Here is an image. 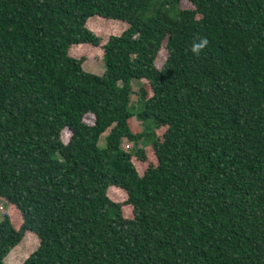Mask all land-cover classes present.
Wrapping results in <instances>:
<instances>
[{
  "label": "trees",
  "instance_id": "trees-1",
  "mask_svg": "<svg viewBox=\"0 0 264 264\" xmlns=\"http://www.w3.org/2000/svg\"><path fill=\"white\" fill-rule=\"evenodd\" d=\"M182 1L0 0V264H264V0Z\"/></svg>",
  "mask_w": 264,
  "mask_h": 264
},
{
  "label": "rangeland",
  "instance_id": "rangeland-1",
  "mask_svg": "<svg viewBox=\"0 0 264 264\" xmlns=\"http://www.w3.org/2000/svg\"><path fill=\"white\" fill-rule=\"evenodd\" d=\"M181 5L183 7H189V6H191V3L188 0H183ZM100 22H103V20L101 18L94 17L90 20V25H94L96 23L95 26L99 27L97 25V23H100ZM107 23H111V22L110 21H104V24L106 26H108ZM119 23H123V22H119ZM104 32H107V31H104ZM87 47L88 46H84V48H81V50L75 49V53H81V54L86 56V60L83 64L84 68L89 72H94V73H98V74L104 73V71L106 69V63H105L104 59L101 56L99 57V55L94 53L93 51H86L85 52L84 49ZM166 58H167V50L165 48H162L160 50L158 57H157V60H156L157 65L160 67L165 62ZM140 85H141L140 81H138V80L133 81L134 90L138 91ZM132 105L133 106L131 107V109L136 113L132 117V127H133L135 132L143 133L144 138L140 139L138 141H133V140H130L128 138H124L123 142H122V146L127 151L134 152V151H136L138 146L146 145L155 138V136L153 135V132L155 129V121L153 118H148V119L139 118V112L144 109V103L142 101H140V97L136 93L132 95ZM109 131H110V129H108L107 131H105L101 135V138L99 140V146L100 147L106 146V138L105 137ZM1 205H3L4 208L3 207L1 208ZM6 208H7V204H5L3 201L0 200V222L4 217V213L6 211ZM37 242H38V240L33 234L27 233L17 248L21 252V254L24 252L28 253L29 251L31 253L32 251H34L37 248ZM21 254H19V253L13 254L12 253V255L14 257L13 256L9 257L8 261L11 262L12 264H22V262H19Z\"/></svg>",
  "mask_w": 264,
  "mask_h": 264
},
{
  "label": "built area",
  "instance_id": "built-area-1",
  "mask_svg": "<svg viewBox=\"0 0 264 264\" xmlns=\"http://www.w3.org/2000/svg\"><path fill=\"white\" fill-rule=\"evenodd\" d=\"M2 208V207H1Z\"/></svg>",
  "mask_w": 264,
  "mask_h": 264
}]
</instances>
